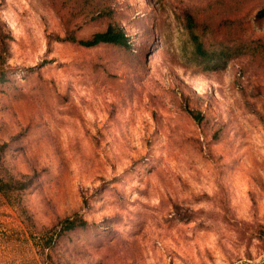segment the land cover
Listing matches in <instances>:
<instances>
[{
  "label": "rangeland",
  "instance_id": "obj_1",
  "mask_svg": "<svg viewBox=\"0 0 264 264\" xmlns=\"http://www.w3.org/2000/svg\"><path fill=\"white\" fill-rule=\"evenodd\" d=\"M0 56V264H264V0H0Z\"/></svg>",
  "mask_w": 264,
  "mask_h": 264
},
{
  "label": "trees",
  "instance_id": "obj_2",
  "mask_svg": "<svg viewBox=\"0 0 264 264\" xmlns=\"http://www.w3.org/2000/svg\"><path fill=\"white\" fill-rule=\"evenodd\" d=\"M186 27L188 28L190 34L192 35V40L195 43V48L198 51H201L203 49L202 47V41L199 40V37L197 34H195V31L193 28L197 25V22L195 18L187 14L186 16ZM69 41L75 42L76 44L84 47H93L98 44H115L119 46H128V36L123 30L122 27H120L117 24L109 23L104 29L95 31L91 35H89L87 38H76L74 35L69 34L66 38ZM205 50V49H204ZM204 52H201L203 54ZM1 57V56H0ZM0 64L2 65L3 62L0 61ZM76 220L66 218L64 219V228H73L76 225H83L85 221L81 219L76 224Z\"/></svg>",
  "mask_w": 264,
  "mask_h": 264
}]
</instances>
